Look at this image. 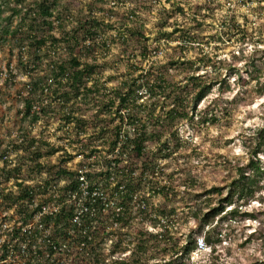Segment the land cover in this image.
I'll list each match as a JSON object with an SVG mask.
<instances>
[{
	"label": "rangeland",
	"instance_id": "obj_1",
	"mask_svg": "<svg viewBox=\"0 0 264 264\" xmlns=\"http://www.w3.org/2000/svg\"><path fill=\"white\" fill-rule=\"evenodd\" d=\"M57 1V10L64 20L60 24L56 21L53 29L46 27L37 33L60 38L81 19L95 17L101 23L99 35L85 43L92 48H83L80 53V49H76L82 62L97 65L94 78L101 90L98 100L113 97L120 82L132 73L137 75L141 67L145 71L161 69L173 83L190 84L187 78L193 73L209 83L215 82L212 92L195 109L190 96L187 109L192 117L179 120L173 127L174 135L170 136L168 131L160 142L149 144L148 149L156 152L167 140L172 152L169 157H160L157 166L162 171L158 178L167 185L169 196L155 195L153 201L156 205L176 209L174 218L163 223L171 226L180 244H185L190 236L196 240L201 236L205 238L207 231L218 226L219 232L212 233V241L205 239L206 249L193 251L186 264L262 263L264 240L257 237L264 227V191L241 207V211L254 212L255 218L223 221L218 216L203 232L198 230L203 215L218 206L219 199L226 194L237 168L252 158L256 130L264 124V0ZM36 2L38 0H27L25 11L13 17L11 30L20 23L26 9L36 6ZM5 6L0 14L2 196L17 192V179L34 184L46 177L37 162L62 164L64 151L51 154L49 146L66 145L71 150L73 145L69 138L74 137L67 135L65 130L69 126L59 114L36 124L24 115L28 95L26 82L32 76L30 66L37 65L34 74L46 73L50 61L69 60L71 49L61 42L53 55L49 51L53 49L52 39L48 38V43L38 52L23 27L17 37L5 34L2 40V30L9 25L4 16L12 14ZM19 38H24V42ZM21 59L27 64H22ZM161 101L164 102V98ZM94 108L87 109L86 114L92 115ZM206 116L211 120L204 121ZM25 136L38 138L43 153L40 160L34 158L33 148L16 151L13 147ZM27 152H31V158L23 160L21 174L16 179L12 176L6 180L8 174L2 170L3 166H21V156ZM259 157L264 167V152ZM82 158V154L74 155L67 165L76 168ZM214 187H221L222 193L209 192ZM12 211L13 215L0 198V222L6 216H14L15 209ZM151 218L143 225L136 221L131 223L132 227L125 228L122 239L130 242V248L134 247V239L142 227L154 232L159 230ZM106 248L109 252L110 242ZM154 260H149V264H154Z\"/></svg>",
	"mask_w": 264,
	"mask_h": 264
},
{
	"label": "trees",
	"instance_id": "obj_2",
	"mask_svg": "<svg viewBox=\"0 0 264 264\" xmlns=\"http://www.w3.org/2000/svg\"><path fill=\"white\" fill-rule=\"evenodd\" d=\"M8 1L0 0V14L5 5L12 10L10 16H4L9 25L2 30V40L5 34L17 37L23 27L38 52L48 43V38L52 39L53 49L49 51L53 55L61 42L71 49L69 60L50 61L46 73L34 74L36 64L29 69L32 76L26 82L24 115L36 124L59 114L69 126L65 130L67 135L74 137L69 138L71 150L66 145L49 146L51 154L64 151L62 164L36 163L46 177L34 184L17 179L16 193L0 194L3 204L9 210L15 209L23 225L33 220L44 206H60L57 212L45 214L35 224L27 245L29 256H22L20 264H149L151 259H155L154 264H186L197 248L196 238L190 236L185 244H180L171 226L163 223L174 218L176 209L153 201L155 195L169 196L167 185L158 178L162 171L157 166L160 157L171 155V147L167 140L156 152L148 147L150 143L160 142L168 131L170 136L174 135L176 123L192 117L187 109L190 96L195 109L212 92L215 82L209 83L193 73L187 78L190 84L173 83L163 70L145 71L141 67L137 75L132 73L120 82L113 97L98 100L101 90L94 78L97 65L82 62L76 49L80 53L83 48H92L85 43L99 35L100 21L95 17L81 19L60 38L37 33L42 28L53 29L56 21L60 24L64 20L57 10V0H38L11 30L13 17L25 11L27 0ZM21 63L27 64L22 59ZM90 107H95L92 115L86 114ZM209 120L207 116L204 118ZM115 121L118 122L113 126ZM255 139L252 158L237 168L236 177L219 199V205L203 215L199 232L218 216L223 221L256 217L254 212L241 211V207L264 191V167L259 157L264 152V124L257 128ZM18 143L13 146L16 151L33 148L34 158L41 159L43 153L37 137H26ZM29 153L22 154L21 166H3L2 170L8 174L6 180L12 176L18 178L23 160L31 158ZM78 154L83 158L76 168H71L67 163ZM92 157L95 159L91 162ZM215 191L222 193V188L209 190ZM81 207L86 212L75 221ZM228 207L231 208L227 210ZM149 217L159 230L142 227L134 239V247L130 248V242L122 239L125 228L132 227L131 223L136 221L143 225ZM215 230L219 232L218 226L207 231L205 239L211 242ZM257 238L264 240V227ZM26 239L21 237V243ZM127 251L130 253L126 254Z\"/></svg>",
	"mask_w": 264,
	"mask_h": 264
},
{
	"label": "built area",
	"instance_id": "obj_3",
	"mask_svg": "<svg viewBox=\"0 0 264 264\" xmlns=\"http://www.w3.org/2000/svg\"><path fill=\"white\" fill-rule=\"evenodd\" d=\"M7 158V156H6ZM84 179V177H82ZM60 206L54 205L44 206L42 210L36 214L33 220L29 221L27 224H22L19 216L14 214L11 210L12 215L6 216L5 220L0 222V264H20L22 256H29V251L27 250V245L31 242L30 236L33 233L35 224L45 215L57 212ZM86 212V208L81 207L78 214L75 216V221L80 220L81 215ZM21 237H26L27 239L24 243H21ZM19 246L20 248H16ZM207 242L203 236L197 238V248L196 249H206Z\"/></svg>",
	"mask_w": 264,
	"mask_h": 264
}]
</instances>
